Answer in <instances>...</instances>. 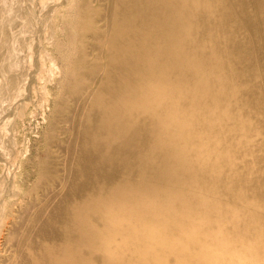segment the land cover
Listing matches in <instances>:
<instances>
[{"label": "bare ground", "instance_id": "6f19581e", "mask_svg": "<svg viewBox=\"0 0 264 264\" xmlns=\"http://www.w3.org/2000/svg\"><path fill=\"white\" fill-rule=\"evenodd\" d=\"M110 1L109 14L126 18L129 29L107 37L109 60L100 74L89 75L101 97L92 105H101L105 130L88 127L83 139L118 145L81 146L76 174L83 179L72 189L86 193L95 186V194L105 198L89 193L86 199L103 205L115 199L138 207L139 199L151 198L142 213L153 215L159 208L166 220L155 222V239L148 237L146 250L135 253L143 260L148 256L147 262L168 244L165 251L177 264H207L201 255L215 237L216 257L209 264H263L264 0ZM88 86L80 85L73 95L81 96ZM185 206L208 221L191 219L195 229L186 230L188 237L176 230L186 225ZM135 214L134 209V224ZM128 229L123 224L116 231ZM61 246L57 257L68 244ZM37 256L40 264L49 258Z\"/></svg>", "mask_w": 264, "mask_h": 264}, {"label": "rangeland", "instance_id": "374dc122", "mask_svg": "<svg viewBox=\"0 0 264 264\" xmlns=\"http://www.w3.org/2000/svg\"><path fill=\"white\" fill-rule=\"evenodd\" d=\"M111 6L110 0H0V264H40L37 254L49 257L44 264H77L78 258L79 264H177L165 251L168 244L148 262V256L135 255L149 246L148 237L155 239V222L166 220L159 208L153 215L142 213L140 207L149 206L151 198L139 199L138 207L115 199L103 205L96 198L105 197L95 194V186L86 193L72 189L81 178L76 174L80 147L107 150L112 141L104 145L83 139L88 127L105 130L101 105H92L93 98L101 97L89 75L100 74L109 60L107 37L129 29L126 18L109 14ZM79 57L95 66L79 64ZM82 84L89 86L76 98L73 92ZM111 143V148L118 145ZM88 194L96 198L86 199ZM82 202L86 206L78 207ZM185 207L186 225L176 230L187 236L186 230L195 229L191 219L208 221ZM134 209L135 224L130 217ZM123 224L129 229L119 235L116 229ZM162 229L164 244L165 224ZM68 232L75 237L69 239ZM214 239L201 255L207 264L216 257ZM65 244V254L57 257Z\"/></svg>", "mask_w": 264, "mask_h": 264}]
</instances>
